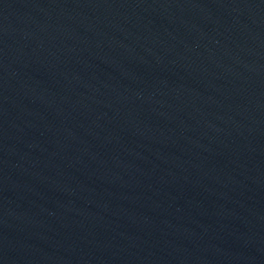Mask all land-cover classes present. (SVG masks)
Returning <instances> with one entry per match:
<instances>
[{"label": "water", "instance_id": "1", "mask_svg": "<svg viewBox=\"0 0 264 264\" xmlns=\"http://www.w3.org/2000/svg\"><path fill=\"white\" fill-rule=\"evenodd\" d=\"M0 264H264V0H0Z\"/></svg>", "mask_w": 264, "mask_h": 264}]
</instances>
